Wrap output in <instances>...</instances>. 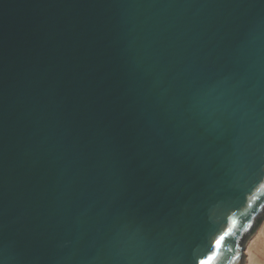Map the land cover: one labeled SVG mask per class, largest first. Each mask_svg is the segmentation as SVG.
Wrapping results in <instances>:
<instances>
[{
    "label": "water",
    "instance_id": "1",
    "mask_svg": "<svg viewBox=\"0 0 264 264\" xmlns=\"http://www.w3.org/2000/svg\"><path fill=\"white\" fill-rule=\"evenodd\" d=\"M264 220V0H0V264H244Z\"/></svg>",
    "mask_w": 264,
    "mask_h": 264
},
{
    "label": "rangeland",
    "instance_id": "2",
    "mask_svg": "<svg viewBox=\"0 0 264 264\" xmlns=\"http://www.w3.org/2000/svg\"><path fill=\"white\" fill-rule=\"evenodd\" d=\"M250 246V256L246 263L247 256L245 253L244 264H264V220L260 224L257 231L248 240L246 247Z\"/></svg>",
    "mask_w": 264,
    "mask_h": 264
},
{
    "label": "snow or ice",
    "instance_id": "3",
    "mask_svg": "<svg viewBox=\"0 0 264 264\" xmlns=\"http://www.w3.org/2000/svg\"><path fill=\"white\" fill-rule=\"evenodd\" d=\"M230 232H232L231 228H229L222 235L216 238L214 244L210 249V252L207 255H205L202 259H199L198 264H215V261L217 260L223 242L226 241V239H228Z\"/></svg>",
    "mask_w": 264,
    "mask_h": 264
},
{
    "label": "bare ground",
    "instance_id": "4",
    "mask_svg": "<svg viewBox=\"0 0 264 264\" xmlns=\"http://www.w3.org/2000/svg\"><path fill=\"white\" fill-rule=\"evenodd\" d=\"M244 253H246V256H247L246 257L247 258L246 263H247L248 262V258L250 256V246L249 245L247 246V248H245Z\"/></svg>",
    "mask_w": 264,
    "mask_h": 264
}]
</instances>
